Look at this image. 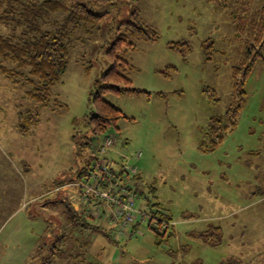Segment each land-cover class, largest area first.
Segmentation results:
<instances>
[{
	"label": "rangeland",
	"instance_id": "rangeland-1",
	"mask_svg": "<svg viewBox=\"0 0 264 264\" xmlns=\"http://www.w3.org/2000/svg\"><path fill=\"white\" fill-rule=\"evenodd\" d=\"M83 2L105 16L76 34L47 107L39 110L24 87L0 74V264L48 262L54 236L69 233L71 207L99 225L74 232L88 242L85 263L78 264H264V63L240 85L246 99L234 130L217 148L200 147L210 118L236 105L234 70L244 41L230 12L204 0ZM130 21L153 29L158 39L129 37L135 49L119 55L132 67L125 77L141 93L103 95L121 112L108 135L114 160L124 157L137 171L127 181L136 207L147 212L159 204L171 219L162 223L169 233L161 243L148 215L117 237L105 205L84 200L75 184L104 139L88 126L94 84L110 69L107 52ZM22 111L40 117L26 136L17 128Z\"/></svg>",
	"mask_w": 264,
	"mask_h": 264
},
{
	"label": "trees",
	"instance_id": "trees-1",
	"mask_svg": "<svg viewBox=\"0 0 264 264\" xmlns=\"http://www.w3.org/2000/svg\"><path fill=\"white\" fill-rule=\"evenodd\" d=\"M98 1L104 3L109 0ZM204 1L211 4L217 12L229 11L230 19L236 23V37L244 41V58L240 67L234 70L236 83L233 85V95L236 96V105L223 115L211 117L206 131L201 134V149L211 151L236 127L237 117L246 99L240 85H244L256 64L264 63V0H256V5H253V0ZM104 16L94 13L83 0H0V28L6 32L0 35V74L12 83H19L24 87L27 98L34 102L39 110L47 107L51 102V89L61 81L68 67L73 44L79 40L77 35L82 30L87 33L91 28H96ZM121 32L107 52L111 61L110 69L94 84V110L88 118V126L94 136H109L108 131L116 128V123L121 117L120 110L106 102L103 95L141 93L133 88L125 77V72L132 67L119 56L135 49V46L128 42V38L146 42H156L158 39V34L153 29L136 21L123 23ZM240 73H243L242 79L237 81ZM39 120L38 112H20L18 132L22 136L28 135L31 128L38 125ZM94 154L84 162L85 165L77 176L79 181L87 177V167ZM68 212L71 215L67 216L66 221L70 227L69 233L60 235L58 232L54 236L50 250H46L50 260L45 261V264L85 263L87 239L81 242L74 237V232H94L99 229V225L91 224L92 220L85 212L74 210L73 207L68 209ZM147 215L148 226L156 234L158 243H161L162 238L169 233L168 226L161 229L162 223L169 224L171 219L159 204L148 207ZM153 223L157 226L152 227ZM213 230L220 232L216 228ZM106 236L110 238L107 234Z\"/></svg>",
	"mask_w": 264,
	"mask_h": 264
},
{
	"label": "built area",
	"instance_id": "built-area-1",
	"mask_svg": "<svg viewBox=\"0 0 264 264\" xmlns=\"http://www.w3.org/2000/svg\"><path fill=\"white\" fill-rule=\"evenodd\" d=\"M113 144L110 136L103 139L87 167V177L75 184L84 200H96L105 205L104 217L119 237L125 236L137 219L144 220L147 212L142 206L136 207L135 194L127 183L137 175V171L128 165L124 157H120L124 161L114 160Z\"/></svg>",
	"mask_w": 264,
	"mask_h": 264
}]
</instances>
